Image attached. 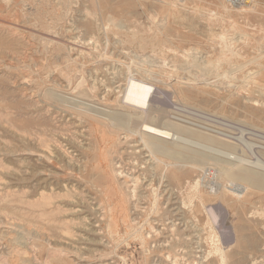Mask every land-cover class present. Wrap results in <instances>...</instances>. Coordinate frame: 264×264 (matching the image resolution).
I'll list each match as a JSON object with an SVG mask.
<instances>
[{
    "label": "rangeland",
    "instance_id": "rangeland-1",
    "mask_svg": "<svg viewBox=\"0 0 264 264\" xmlns=\"http://www.w3.org/2000/svg\"><path fill=\"white\" fill-rule=\"evenodd\" d=\"M130 77L232 161L264 159V0H0V264H264V186L220 200L245 186L216 143H188L203 170L187 158L172 181L118 124L140 114Z\"/></svg>",
    "mask_w": 264,
    "mask_h": 264
},
{
    "label": "bare ground",
    "instance_id": "bare-ground-1",
    "mask_svg": "<svg viewBox=\"0 0 264 264\" xmlns=\"http://www.w3.org/2000/svg\"><path fill=\"white\" fill-rule=\"evenodd\" d=\"M171 6V4L169 5ZM163 7V6H162ZM227 46V45H226ZM231 49V48H230ZM229 50V49H228ZM234 55V54H233ZM238 55V54H237ZM195 56V55H194ZM189 57V56H188ZM240 57V56H239ZM194 60V59H193ZM196 62V61H195ZM209 62V61H208ZM216 63V62H213ZM212 63V64H213ZM224 64V63H223ZM229 64V63H228ZM192 65V64H191ZM198 65V64H197ZM205 65V64H204ZM209 65V64H208ZM216 65V64H215ZM207 66V65H206ZM211 66V64H210ZM217 66V65H216ZM197 67V66H196ZM235 67V66H234ZM238 67V66H237ZM207 68V67H206ZM205 68V70H206ZM232 68V65L230 67V69ZM201 69V68H200ZM199 69V70H200ZM208 69V68H207ZM210 69V68H209ZM215 69V68H214ZM234 69V68H233ZM242 71V70H241ZM149 72V71H148ZM174 72V71H173ZM176 72V71H175ZM213 72H215L213 70ZM229 71H227L226 73H228ZM151 73V72H150ZM154 73V72H152ZM231 73V72H230ZM247 73V72H246ZM251 73V72H250ZM143 72L141 73L142 76ZM145 74V75H144ZM143 75L146 77V73H144ZM158 74V73H157ZM206 74V72H205ZM214 74V73H213ZM229 74V73H228ZM225 74V75H228ZM175 75V73H174ZM177 75V74H176ZM202 75V74H201ZM233 75V74H232ZM257 75V74H256ZM143 76V77H144ZM196 76V75H195ZM229 76V75H228ZM151 77V76H150ZM179 77V76H178ZM244 77V76H243ZM147 78V77H146ZM138 79V77H134L128 80V84L126 87V92L124 95V104L128 105V106H132L133 108H137L140 110V114L139 116L134 117L133 114L132 116L134 118L129 117V122L125 123L122 121V119L119 118L118 124L121 127H128V126H132V128L134 127L137 131L134 132V130H131L132 133L136 134L139 136L141 143L143 144V147H145L148 152L150 153V155L155 158V160L157 161L158 165H161L162 160H160L158 157V155L166 157V159L172 160V164H170L168 166V168L173 167L175 168V172L173 173V175H171V180H177L179 179L182 175L185 176L186 170L184 167H181V170H183L184 172L180 173V170H178L177 166L180 165V163H187L185 162V160L187 158H192L190 157V153L191 150L188 148V143H194V144H199L201 146H204V148L206 149L209 145L208 144H214L215 143L218 145L220 144L223 149L226 152H223L221 150V153L223 155H225L226 157H224L223 159H218L219 163H218V170H219V174L221 176V178H223L224 180L227 181H232V182H241L244 184L245 188L242 189V187H240L237 184L234 183H227V184H231L236 186V188L233 191H229L227 190V186H222L219 190H218V195L217 197H219L220 200H227L228 196H230V193L233 194L235 197V195L240 196L241 192H247L249 190L250 187L253 186H257V187H262L264 186V184L260 183L259 181H257L256 179L259 177H262V175L259 173L258 170H262L264 171V159H257L256 161H246L243 160L241 158H237L235 161H232L230 159V156L232 155L230 152L233 149V146L231 144H225V143H221L220 141H215L213 140V138H208L206 137V134L196 131V130H191L186 126L183 125H179L176 123H172L170 121L169 115L168 113L160 106L157 107L154 105L156 102H159L160 104H163L164 102L166 103V100H170V94L163 92L160 88L155 87L154 84H152L150 81H148L147 79ZM197 78V77H196ZM218 78V77H217ZM153 79V77H152ZM195 79V78H194ZM234 79V78H233ZM156 80V79H155ZM154 80V82H155ZM191 80V78H190ZM197 80V79H195ZM199 80V79H198ZM189 81V80H188ZM203 81V80H202ZM159 83V82H158ZM192 83V82H191ZM245 85V84H244ZM169 86V85H168ZM258 86V85H257ZM246 87V86H245ZM259 87V86H258ZM236 88V87H235ZM254 88V87H253ZM176 94V93H175ZM178 94L181 98H183V100H188V95L182 91H178ZM212 94V93H211ZM210 94V95H211ZM261 94V93H260ZM164 97H161V96ZM51 96V95H50ZM59 100V99H58ZM172 100V99H171ZM182 100V99H181ZM121 101V99H120ZM158 103V104H159ZM3 104V103H2ZM131 107V109H132ZM225 108V107H224ZM223 108V109H224ZM136 109V110H137ZM135 110V111H136ZM138 110V111H139ZM134 111V110H133ZM118 115V114H117ZM250 115V113L248 114ZM127 116V115H126ZM246 116V115H245ZM251 116V115H250ZM252 117V116H251ZM254 117V116H253ZM21 118V117H20ZM122 118V117H121ZM249 118V117H248ZM255 118V117H254ZM108 119V118H107ZM256 119V118H255ZM125 120V119H124ZM7 121V120H6ZM5 122V121H4ZM251 123V122H250ZM9 124V123H8ZM168 124L170 126L166 127L165 125ZM38 126V125H37ZM113 126V125H112ZM122 129V128H120ZM124 130V129H123ZM116 131V130H114ZM117 132V131H116ZM119 132V131H118ZM129 133V132H128ZM195 140V141H193ZM171 143H179V145L181 146H175V145H171ZM197 141V142H196ZM199 142V143H198ZM46 141L44 140L42 142V144H45ZM203 143V144H201ZM208 145L206 147V145ZM199 145L197 148H199ZM213 145V146H214ZM215 145V146H217ZM191 146V145H190ZM194 149L196 148L195 146H193ZM210 147V146H209ZM211 148V147H210ZM214 148V147H213ZM218 148V147H217ZM216 148V150H217ZM201 148H199L200 150ZM219 149V148H218ZM202 150V149H201ZM215 150V149H213ZM220 150V149H219ZM217 150V151H219ZM209 151V150H208ZM210 153V152H209ZM215 153V152H214ZM217 155L219 154L218 152L216 153ZM196 156V155H195ZM221 155H219L220 157ZM218 157V156H217ZM222 157V156H221ZM216 158V157H215ZM206 159V156L204 154H202L199 158L194 157L192 158L193 161H190V163L195 166L196 168L200 167V164H203L204 161ZM152 160V159H151ZM171 163V162H170ZM184 165V164H183ZM186 165V164H185ZM188 165V164H187ZM191 168V167H190ZM202 168V167H200ZM201 171L203 170L200 169ZM120 176H122L120 174ZM220 178V177H219ZM201 182V181H200ZM198 183V181H197ZM196 184V183H195ZM198 188V187H196ZM196 190V189H195ZM220 190H223L221 193ZM198 191V190H197ZM228 191V192H227ZM135 192V191H134ZM67 196V195H66ZM50 198L48 196L43 197L44 201L49 200ZM232 202V208L233 209H237L235 211L240 212V208L242 204L239 203H235V201L238 200L237 198H231L230 199ZM50 201V200H49ZM225 203V202H224ZM43 204V203H42ZM47 204V203H46ZM45 205V204H44ZM48 205V204H47ZM41 206V204H40ZM46 206V205H45ZM221 208V207H220ZM43 214V213H42ZM45 214V213H44ZM47 214V213H46ZM244 215V213H243ZM218 216V215H217ZM112 217V216H111ZM112 219V218H111ZM240 221L243 222V218H240ZM51 223V221H50ZM57 226V225H56ZM59 226V225H58ZM64 226V225H63ZM62 226V227H63ZM66 227V226H65ZM65 227H63L66 232L69 233V229H66ZM55 230H60L58 227L55 228ZM245 228L244 227H240L239 231L244 232ZM60 232V231H59ZM63 232V231H62ZM232 236L230 235V238ZM237 245L238 248H243L246 244H251V245H255V243L257 242V239H248L247 237H245L243 234L239 235L237 238ZM79 240V239H78ZM126 240V239H125ZM231 254H225L222 253L221 254V263L225 264V260L230 256Z\"/></svg>",
    "mask_w": 264,
    "mask_h": 264
},
{
    "label": "built area",
    "instance_id": "built-area-1",
    "mask_svg": "<svg viewBox=\"0 0 264 264\" xmlns=\"http://www.w3.org/2000/svg\"><path fill=\"white\" fill-rule=\"evenodd\" d=\"M239 0H228V2L230 3V4H235L236 2H238Z\"/></svg>",
    "mask_w": 264,
    "mask_h": 264
}]
</instances>
